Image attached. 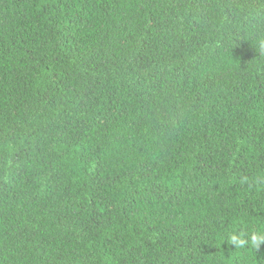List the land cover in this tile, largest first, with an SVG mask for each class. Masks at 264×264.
<instances>
[{
	"label": "trees",
	"instance_id": "1",
	"mask_svg": "<svg viewBox=\"0 0 264 264\" xmlns=\"http://www.w3.org/2000/svg\"><path fill=\"white\" fill-rule=\"evenodd\" d=\"M264 0H0V264H264Z\"/></svg>",
	"mask_w": 264,
	"mask_h": 264
},
{
	"label": "clouds",
	"instance_id": "2",
	"mask_svg": "<svg viewBox=\"0 0 264 264\" xmlns=\"http://www.w3.org/2000/svg\"><path fill=\"white\" fill-rule=\"evenodd\" d=\"M231 241L236 243L239 247L250 244L251 248L256 249L261 243H264V230L252 232L248 239L238 238L236 235H233Z\"/></svg>",
	"mask_w": 264,
	"mask_h": 264
}]
</instances>
